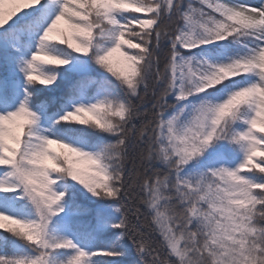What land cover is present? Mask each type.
Wrapping results in <instances>:
<instances>
[{"label": "snow or ice", "instance_id": "6c2138e0", "mask_svg": "<svg viewBox=\"0 0 264 264\" xmlns=\"http://www.w3.org/2000/svg\"><path fill=\"white\" fill-rule=\"evenodd\" d=\"M0 264H264V0H0Z\"/></svg>", "mask_w": 264, "mask_h": 264}]
</instances>
